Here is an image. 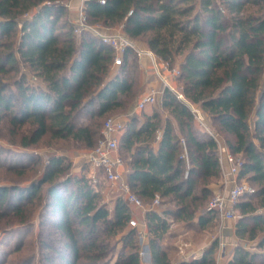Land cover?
Here are the masks:
<instances>
[{
	"label": "trees",
	"instance_id": "1",
	"mask_svg": "<svg viewBox=\"0 0 264 264\" xmlns=\"http://www.w3.org/2000/svg\"><path fill=\"white\" fill-rule=\"evenodd\" d=\"M70 1L0 0V125L7 119L24 148L50 131L54 138L94 149L103 126L97 119L124 108L123 97L135 91L130 77L137 70L135 52L129 49L114 73L113 49L91 30L75 34L67 16L61 20ZM85 15L90 26L120 25L132 39L145 37L149 49L180 71L186 100L165 88L161 105L167 116L155 110L141 120L133 114L118 137L127 181L149 207L144 218L151 264H216L218 240L188 261H175L173 247L163 244L173 222H194L213 192L210 181L222 173L217 142L199 134L187 101L209 116L234 155H242L237 178L255 189L240 198L236 219L238 239L256 240L255 249L237 243L229 264H264V0H86ZM26 70L39 84L27 81ZM0 157V166L21 176L36 165L25 152L0 148ZM66 169L64 157L54 155L40 178L0 185V219L23 218L25 205L47 184L42 224L57 232L61 243L54 247L50 235L42 239L48 264H80V258H87L86 264H142L137 229L125 232L130 204L119 198L111 216L99 205L93 181L61 179ZM156 194L176 210L152 208ZM214 215L219 214L201 215L200 227ZM101 233H123L128 252L109 259Z\"/></svg>",
	"mask_w": 264,
	"mask_h": 264
},
{
	"label": "rangeland",
	"instance_id": "2",
	"mask_svg": "<svg viewBox=\"0 0 264 264\" xmlns=\"http://www.w3.org/2000/svg\"><path fill=\"white\" fill-rule=\"evenodd\" d=\"M80 7V6H79ZM79 7L76 9H71L70 2L68 4L67 13L62 17L61 20H65L66 16L75 24V18L77 13L79 12ZM252 10H256V7H251ZM94 27H97L100 31L106 33V34H118V33H124L126 34L122 26L116 25L115 27H104L99 25H95ZM79 35V33H75ZM131 40L142 48H148L145 42V37H139L134 38ZM152 65V64H151ZM178 69L177 67H174V69ZM118 67L113 65V72H117ZM29 75V79H27L30 83L39 84V80L33 77L28 70H26ZM137 71L130 72V77L132 79L134 78V81H136ZM166 74L169 76V83L173 85L175 88L181 89V81L178 80L177 76L173 73V68L166 70ZM138 89V88H137ZM135 89L134 93L129 97H123L124 102L126 103V106L122 109H117L114 112L108 113L104 115L103 117L98 118L100 122V127L104 123V121L108 117L112 116H118L122 117L123 114H128L129 116L136 114V104L139 100V98L142 96L140 89ZM197 108V107H196ZM198 110L201 111L199 108ZM140 114V112H139ZM206 114V113H205ZM206 122L209 124V126L212 125L209 116L205 118ZM198 124V121H197ZM201 129H199L200 131ZM219 137L223 142H226L227 137L219 134ZM19 139V135H15L11 132V128L9 125V122L7 119L3 121V123L0 125V148L9 150L11 153H17L20 154L22 152H25L29 155H31L32 161L36 162L35 166L32 168L33 170H26L25 174L23 176L9 172L5 169L4 166H0V185H10L15 182L26 184L28 182L27 179H36L40 178L47 166V162L51 156H63L64 157V164L67 165L66 171L61 175V179L65 178H80L82 176H85L87 178H90L93 181V184L95 186V190L99 193L98 197V203L99 205H104L109 209V212L111 213V216L113 215V209L115 206L116 201L119 198L122 197V192L119 190V187L116 183H112L106 180L104 175H100L97 173V182L94 181L93 174H95L96 171L93 170V168L90 166V164L86 161L85 156L88 152H90L93 149H89L84 147L81 143L71 140V139H60V138H54L52 137L51 132H47L40 141L31 147L24 148L17 144L16 142ZM236 161L240 162L242 161V155H235ZM0 157V163H2L4 160ZM127 162V160H126ZM127 167V163H126ZM225 170L222 169L221 177L214 178L210 181V187L213 189V192H211L208 196V198L205 200L204 204L201 206L199 213L202 214H208V204L212 200L214 193L218 190H223L227 186L225 184L224 176ZM27 180V181H26ZM242 181H247L246 178L243 177L241 179ZM248 182V181H247ZM249 183V182H248ZM47 184H44L41 188V191L37 198H35L34 201L29 202L25 205V212L24 217L20 218L18 217H11V215L6 216L5 218L0 219V264H48L49 262L45 260V253L48 252L47 248H45L41 243L42 239L46 238V236H49L50 243L53 244L54 247L59 246L60 247V238L57 232H54L52 229L48 227L46 224H42L43 220L45 221V212L43 211V208L48 202V198L46 196L47 193ZM73 187V184H71ZM148 205V204H146ZM166 206H173V203H169L168 205L163 204L161 201L160 205L156 206V209L165 208ZM131 214L132 218L137 220L138 222L142 221L141 219H144V213L142 210L136 206H131ZM198 213V214H199ZM237 219L240 216V212L237 210ZM214 219L210 221V223L206 227H200V229H197L196 232L197 235H192L191 233H185L179 236L177 233V237L175 239H165L169 244H177L180 240H185L189 244H194L195 241L201 239V238H210L211 244L214 241L223 242V234H221L220 230L222 227H224L227 223V219L223 218L221 215H214ZM169 220H172V216H168ZM181 221L173 222L170 230L176 231L180 229L179 224ZM45 223V222H44ZM42 224V225H41ZM133 227L128 225V227L125 229V232L132 229ZM124 232V233H125ZM182 233V232H181ZM103 234L101 239L105 243L108 244V252H109V259L112 258V260L116 259L120 252L124 249L123 247V240L122 235L123 233L117 234V235H108L107 233H101ZM191 236L194 238L192 239ZM225 237V236H224ZM238 238V237H237ZM139 239V238H138ZM227 237H225V241H227ZM234 242V241H233ZM242 242L246 247L253 248L252 246L255 245L256 240H244L240 241L239 239L236 240L234 243ZM139 252L142 248L143 243L148 245V236L145 241L141 242L139 240ZM225 243V242H223ZM172 246V245H170ZM226 246V243H225ZM255 249V248H253ZM125 252H128L129 248L124 249ZM54 253V251H52ZM172 254L174 251L171 252ZM149 255H146V259L141 257V261L144 263H148L151 258L150 250ZM221 255V253H219ZM55 256V255H53ZM88 261L87 258H80L78 262L80 264H86ZM148 261V262H147ZM54 264H64L63 262L59 260H53Z\"/></svg>",
	"mask_w": 264,
	"mask_h": 264
},
{
	"label": "built area",
	"instance_id": "3",
	"mask_svg": "<svg viewBox=\"0 0 264 264\" xmlns=\"http://www.w3.org/2000/svg\"><path fill=\"white\" fill-rule=\"evenodd\" d=\"M85 2L86 0H81L78 16L74 24L75 33L80 34L81 31L85 29L94 32L105 44L109 45L113 49L115 54L113 65L117 67L123 64V58L129 49H133L139 56H148L153 69L161 75L164 81H166L163 71L170 69L169 64L163 62L151 49L139 47L127 34L116 33L109 35L100 31L97 27L88 25L86 23ZM101 3H105V0H101ZM173 73L177 76L180 71L179 69L173 68ZM166 83L172 91L177 93L179 98L186 100L182 92H178V90L174 89L167 81ZM160 93L161 91L157 89H151V91L147 94L142 95L136 104V110H143L148 104L155 103L157 96ZM187 102L201 122L202 129L200 130V134L211 136L216 140L219 150L220 164L222 169L225 170L224 176L232 177H227L229 179H226L227 187L225 189L218 190L214 193L212 200L208 204L207 210L208 212H217L226 219H237V204L240 198L245 194L255 192V189L246 180H238L237 177L241 161H236L235 155L229 150L226 142H223L219 137V134L212 130L206 122L204 114L196 109L190 101ZM126 121L127 120L118 116L108 117L104 121L100 130L96 147L86 154L85 159L92 168L100 170L107 181L118 185L119 190L122 192V197H124L129 204H133L139 208H145V203L136 193L132 191L128 181L124 178V174L121 169L125 165V159L119 152L120 146L118 137L125 129ZM181 142L184 147L183 157L188 161L189 157L188 152L186 151L185 139H182ZM96 175L97 173L95 172V174H93L95 182L98 181ZM161 201V196L156 194L152 201V208H156V206L160 205ZM147 209H149V207ZM129 223L133 228L137 229L140 241H145L147 237L146 221L138 222L137 220L131 218ZM219 247L220 253L224 252L225 243L220 242ZM189 248L190 244L185 240H180L177 243V249L183 257H187ZM148 253V245L143 243L139 254L146 259V255H149Z\"/></svg>",
	"mask_w": 264,
	"mask_h": 264
},
{
	"label": "crops",
	"instance_id": "4",
	"mask_svg": "<svg viewBox=\"0 0 264 264\" xmlns=\"http://www.w3.org/2000/svg\"><path fill=\"white\" fill-rule=\"evenodd\" d=\"M80 5H81V0H71L70 1L71 9H76ZM77 16H78V13L76 15V18H77ZM135 58L137 60V70L136 71L138 74L136 76L137 79L134 83L133 88L134 89L138 88L137 90L140 89V91H141L140 94H142V95L147 94L149 91H151V89H157V90L161 91V93L157 96V100L155 101V103L148 104L143 110H136L137 111L136 114L139 115V112H140V118H141V120H144L146 115H150L155 110H157L162 115V117H166L168 114L167 110L164 109L161 105V96L163 94V91L165 90V88H169L167 86V83H166V81L169 83V76L166 74V70L163 71L164 78L166 79V81H164L163 78L161 77V75H159L153 69V67L151 65L152 63H151L148 56H139L135 52ZM171 86L174 89L178 90V92H182L180 88H175L173 85H171ZM194 107L196 108L195 105H194ZM196 109H198V108H196ZM202 113L204 114V116L206 118L207 114H205V112H202ZM122 117L124 120H127L126 121V124H127L130 116L128 114L127 115L123 114ZM195 117H196V120L198 121L197 128H198V132L200 134L199 129H202L201 128L202 127L201 122H200L199 118L197 117V115H195ZM210 127L217 134H219V132L212 125ZM161 134H162V130L157 131V135H156L157 143H155L156 147L158 146V140L160 139ZM201 136L204 138L208 137L207 135H204V134ZM126 163L127 162L125 160V165L121 169L123 171L124 178L127 180L129 169H128V165L126 167ZM93 170L96 171V173L102 175V172L100 170H97L94 168H93ZM223 177L225 180L224 181L225 184H226V179L232 178L231 176H223ZM227 177H229V178H227ZM131 206H134V205L131 204ZM147 208H148V205H146V204H145V208H140L142 210V212L144 213V215H145ZM164 209H169L171 211H175L176 207L166 206L165 208H160V210H164ZM201 215H203V214L199 213L197 215V217L194 219V222L192 224L181 221L179 224L180 229H178L176 231L170 230V228H169L165 239H175L178 235L179 236L183 235L184 234L183 232L191 233L192 235H197V233H196L198 231L197 229H200V225L198 222H199V217ZM141 220L142 221H140V222H143V221H145V218L141 219ZM220 232H221V234H223L224 239H222V241L226 243V246H225L224 252H222L221 255L219 254L220 253V247L217 250V252H216V264H229V261H230L231 256H232L233 248L237 244L234 242H236V240L238 239L237 235H236V219H227L226 225L224 227H222ZM177 233H178V235H177ZM224 236L228 238L227 241H225ZM197 237L199 238L198 235H197ZM191 238L194 239L192 236H191ZM165 239L163 241V244L167 247H169L170 245H172V247H173V250H170V253L172 251H174V253L173 254L171 253V255L175 261H188V260L193 259V258L201 257L202 254L204 253L205 249H207L211 245V241H212L210 238L209 239L208 238H201L197 241H195V239H194V244L193 243L190 244V248L188 250L187 257H183L177 249V244H169L167 242L168 240L165 241ZM142 264H151V261H149L148 263L142 262Z\"/></svg>",
	"mask_w": 264,
	"mask_h": 264
},
{
	"label": "water",
	"instance_id": "5",
	"mask_svg": "<svg viewBox=\"0 0 264 264\" xmlns=\"http://www.w3.org/2000/svg\"><path fill=\"white\" fill-rule=\"evenodd\" d=\"M190 103H192V102H190ZM189 104V103H188Z\"/></svg>",
	"mask_w": 264,
	"mask_h": 264
}]
</instances>
